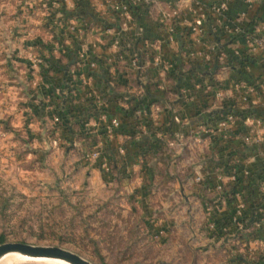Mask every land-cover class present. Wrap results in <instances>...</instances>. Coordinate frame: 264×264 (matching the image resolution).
<instances>
[{
	"label": "crops",
	"instance_id": "1",
	"mask_svg": "<svg viewBox=\"0 0 264 264\" xmlns=\"http://www.w3.org/2000/svg\"><path fill=\"white\" fill-rule=\"evenodd\" d=\"M114 1H81L75 29L53 26L46 38L55 52L45 53L48 61L37 67L19 57L20 50L18 55L0 57V117L5 119L6 113L11 112L19 119L25 114L32 147L29 154H37L40 161H52L71 138L75 147L65 154L63 163L96 173L99 179L109 175L112 166L126 174L135 173L139 180L148 178L155 168L150 156L163 152L164 144L178 147L176 144L184 140L188 144V149H184L189 154L187 159L199 162L193 179L199 173L203 175L204 189L194 192L196 198L203 202L206 196L214 198L216 185L234 182L232 173L245 179L241 188L251 177L253 198L259 205L257 223L264 210V192L259 188L264 178V144L257 142L264 136V48L249 53L243 33L236 28L248 30L264 22V0H255L251 6L246 0H235L226 14L211 8L213 0H201L200 9L192 0H180L177 16H168L177 0H128L138 11L133 7L134 21L126 25L112 8ZM243 12L246 16L240 18ZM200 13L206 18L198 34L191 26ZM60 43L64 44L63 50L58 48ZM158 45L162 49L160 54ZM189 50L196 55L191 57ZM134 57L139 59L141 68L131 66ZM108 77L110 84L117 86L115 92L104 85ZM213 82L219 84L214 87ZM248 84L255 90L247 104L240 96ZM216 90L223 92L227 103L235 100L237 109L251 106L254 112L236 113L234 122L220 128L219 122L227 111L212 117L205 113ZM134 94L143 100L145 114L141 117L125 113L130 110L129 96ZM100 112L119 118L121 126L109 132V121L100 120ZM55 116H59L60 122H54ZM257 119L262 123L252 133ZM135 124L137 132L130 135L128 129ZM148 126L166 130L162 146L148 145ZM197 136L200 138L195 139ZM141 139L138 144L146 149L133 145ZM91 150H99L101 156L85 157ZM92 160L95 162H89ZM107 168L110 170L106 171ZM220 174L222 179L218 178ZM176 184L180 186L177 181ZM243 199L247 206L237 222L236 200L222 204L214 199L215 205L210 210L206 207L209 221L215 222L211 230L214 236L211 234L208 239L224 241L222 247H235L244 258V253L258 257V241H264V221L246 225L252 216V204L246 195ZM218 222L223 224V233L217 228Z\"/></svg>",
	"mask_w": 264,
	"mask_h": 264
},
{
	"label": "rangeland",
	"instance_id": "2",
	"mask_svg": "<svg viewBox=\"0 0 264 264\" xmlns=\"http://www.w3.org/2000/svg\"><path fill=\"white\" fill-rule=\"evenodd\" d=\"M14 119L11 112L0 117V244L60 246L95 264H236L243 256L222 247L224 241L208 239L206 207L212 201L194 195L204 186L193 179L199 162L187 159L186 141L164 144L163 152L150 156L151 177L139 180L112 166L99 179L63 163L75 147L70 141L50 162L30 155L28 118L22 113ZM15 259L0 264H50L10 262Z\"/></svg>",
	"mask_w": 264,
	"mask_h": 264
},
{
	"label": "built area",
	"instance_id": "3",
	"mask_svg": "<svg viewBox=\"0 0 264 264\" xmlns=\"http://www.w3.org/2000/svg\"><path fill=\"white\" fill-rule=\"evenodd\" d=\"M83 0H0V57L4 55H18L23 59L31 61L32 65L37 67L48 61V58L45 56V52H36L37 45H43L47 48L52 47L49 40L46 37L51 35L53 26H69L73 30L75 29V23L77 19L76 13L79 3ZM199 9L203 6L201 0H192ZM249 6L253 5L255 0H246ZM235 0H213L211 8L219 13L226 14L230 8L233 6ZM181 1L177 0L175 6L173 7L171 13L168 16H177L180 13ZM133 5L128 0H116L112 2V8L119 13L120 18L123 21V24L126 25L134 21L135 15L133 12ZM194 10V8H193ZM246 12L240 14V18H244ZM205 14L200 13L194 20V23L191 26V30L195 33H201L202 27L205 20ZM111 31L110 29L107 30ZM236 31L242 32L243 37L247 43V51L253 53L260 48H264V22H259L253 25L251 29L243 30V28H236ZM23 44L22 48H14L15 45ZM59 49H64V44L58 45ZM190 49V48H189ZM20 50V51H19ZM19 51V52H18ZM162 51L161 46L158 45L157 53L160 54ZM191 57H194L196 54L192 50H189ZM14 52V53H13ZM159 56V55H158ZM207 57V56H206ZM131 66L135 69L141 68V63L137 57H134L130 60ZM92 66L95 67L96 63H92ZM211 88V86H210ZM254 86L248 84L246 89L241 94V101L244 103L250 102V93L254 91ZM214 96L217 99H224V94L220 90L214 92ZM135 114L138 117H141L145 114L143 107L136 109ZM100 120L109 121L108 130L113 133L118 129L121 124L120 120L117 117H109L107 113L100 112ZM236 119V114L227 112L225 118L219 122V127L224 128L229 123L234 122ZM54 122H60L59 116L53 117ZM257 126L251 129V132H257L258 126L262 123L260 119L256 120ZM214 132V130H211ZM5 135V133L3 134ZM155 136L159 139L164 138V134L161 130L155 128ZM197 136L195 139H199ZM170 143V141H168ZM258 143L264 144V136H260L257 139ZM172 145V143H170ZM121 152H124L123 148H120ZM101 156L99 150H91L87 152V157L96 159ZM109 171L110 169H105ZM245 174H248V171H244ZM223 175L218 176L219 179H222ZM230 177L233 181L237 179V174L232 173ZM194 181L196 183L203 182V175L200 173L195 176ZM260 190L264 192V178L260 182ZM215 189L222 190L223 184H218L215 186ZM236 197V209H235V222H237L242 217L244 210L246 209L247 203L243 199L241 191H238L235 195ZM222 204H227L226 197L218 199ZM211 207L207 206V210H210ZM260 221H264V210L261 213ZM260 221L255 222V225H259ZM209 227L211 229L215 228V222L209 221ZM261 246V253H264V241H258ZM250 256H253L250 255ZM261 264H264L261 263Z\"/></svg>",
	"mask_w": 264,
	"mask_h": 264
},
{
	"label": "trees",
	"instance_id": "4",
	"mask_svg": "<svg viewBox=\"0 0 264 264\" xmlns=\"http://www.w3.org/2000/svg\"><path fill=\"white\" fill-rule=\"evenodd\" d=\"M135 11H138L137 8H135ZM76 15L78 16L77 13H76ZM36 47H37L36 48V50H37L36 52H45L47 55H50V54H52V53L55 52L54 49L47 48V47H45L43 45H37ZM106 75L107 76L109 75L108 71H107V74ZM110 79L111 78L108 77V80L106 82H104V85L108 89H111V87H112L113 90L112 89L111 90L115 92L117 86L110 84ZM114 80H117V79H114ZM218 84H219L218 82H213V86L214 87L216 85H218ZM70 93H71V90H70ZM116 94H118V93H115L114 95H116ZM212 95H213V97H212V104L206 105V107H205V113L208 114L210 117H212L214 115L222 114L223 111H227V112H231V113H235V114L236 113H239V114H244V115L247 114V113L252 114L254 112V108H252L251 106H246L244 109L239 110V109H237L238 104H237V102L235 100H233L230 103H227V100H225V99H217L214 96V94H212ZM116 96H118V95H116ZM142 102H143L142 98H140L139 96H137L135 94L129 96V104H130L129 109L130 110H127L125 112L126 115L127 116H134L136 109L142 106ZM248 103L249 102H247V104ZM137 125L135 124V126L129 127L128 132H129L130 135H135V133L137 132L136 131L137 130ZM148 128L151 129L150 136H147V139H145V140H147L146 142L148 143V145L151 146V147H153L156 143H158L159 146H162L163 143H164V141L162 139L157 138L155 136V128L156 127L148 126ZM157 129L161 130L163 133L166 132V130H164L162 127H157ZM69 141L71 143H73V140L71 138H69ZM140 141H142V139L139 140V141H137V142L134 141L133 142V145H138L139 148H142L143 146H141V145L138 144ZM143 148L146 149L145 147H143ZM128 150H129V148H127V152H128ZM127 152H126V155H127ZM148 177H151V176L149 175ZM258 177H261V174L258 175ZM248 178L249 179L247 180L246 187L244 186V187L241 188V183L243 181H245V179H243V178H241V177L238 176L237 179L232 184H230L228 186H225L224 185L222 190L215 189L214 190V195H213L214 198L211 199L212 206L215 205L214 202H213L214 199H219V198L222 199V197H226L227 203L228 204H232V203H235V200H236L235 195H236V193L238 191H241L242 192V195L243 196L246 195V198L252 204L251 205L252 216L249 217L248 224H246L247 226L250 225V224H254L256 210L259 208V205L257 204L256 200L253 198L254 190L251 188L252 180L253 179L251 177H248ZM247 188L249 189L248 192L245 190ZM250 188H251V190H250ZM245 192H246V194L244 195ZM242 221H245V219H242ZM217 226H218L217 228H219L222 231L223 224H221V222H218ZM221 233H223V231ZM4 241H5L4 236L3 235H0V242H4ZM237 261L239 263H244V264H261V263L264 262V253L262 252L258 257L253 256L252 260H250L248 258H244L243 256H239L237 258Z\"/></svg>",
	"mask_w": 264,
	"mask_h": 264
},
{
	"label": "water",
	"instance_id": "5",
	"mask_svg": "<svg viewBox=\"0 0 264 264\" xmlns=\"http://www.w3.org/2000/svg\"><path fill=\"white\" fill-rule=\"evenodd\" d=\"M8 252L21 253L22 257L18 261H44L52 264L48 261L61 260L68 264H95L71 250L53 245H35L23 242L1 243L0 257Z\"/></svg>",
	"mask_w": 264,
	"mask_h": 264
},
{
	"label": "bare ground",
	"instance_id": "6",
	"mask_svg": "<svg viewBox=\"0 0 264 264\" xmlns=\"http://www.w3.org/2000/svg\"><path fill=\"white\" fill-rule=\"evenodd\" d=\"M10 256H14L17 258L13 261H10V262H16L22 257L21 253H19V252H8V253H6L0 257V263H2L3 260H5L6 258H8ZM48 262H52V263H56V264H68V263L61 261V260H53V261H48Z\"/></svg>",
	"mask_w": 264,
	"mask_h": 264
}]
</instances>
